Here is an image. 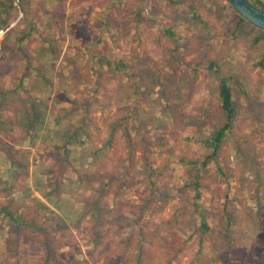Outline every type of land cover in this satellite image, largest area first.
<instances>
[{"label": "rangeland", "instance_id": "obj_1", "mask_svg": "<svg viewBox=\"0 0 264 264\" xmlns=\"http://www.w3.org/2000/svg\"><path fill=\"white\" fill-rule=\"evenodd\" d=\"M239 15L0 0V28L21 19L0 35V264H264V29ZM221 77L236 113L208 160Z\"/></svg>", "mask_w": 264, "mask_h": 264}, {"label": "trees", "instance_id": "obj_2", "mask_svg": "<svg viewBox=\"0 0 264 264\" xmlns=\"http://www.w3.org/2000/svg\"><path fill=\"white\" fill-rule=\"evenodd\" d=\"M253 6H255V5H253ZM260 8L262 10H264V7L261 6ZM244 20H246V19L244 17H242L241 15H239V19L236 23V27H238L240 25V22H242ZM25 37H26V35L24 33H22L17 37L16 40L21 41ZM261 38H264V30H263L261 36H257L255 38V41H258ZM263 56H264V51H263ZM218 94H219L220 107H221V110L225 116V122L222 125H220L219 127H217L216 129H214L211 132L210 136L205 140L206 145L211 150L210 154L207 156L208 160L213 158L216 155L221 141L226 137L227 133L229 132V130L232 127L234 117H235V113H236V110H235V107L233 104V100H232V91H231V88L229 87V85L227 83V80L224 77L220 78ZM64 157H67L66 153H65ZM208 160H203V164L206 165ZM109 183H110V177L106 180L105 184L108 185ZM53 185L55 186L54 183H53ZM199 185H200L199 182L195 183V189L196 190H195L193 205L195 206V212L198 213L199 215H202V209L199 207V204L197 202L200 195H201L197 189L199 187ZM202 225L206 226L204 221H202Z\"/></svg>", "mask_w": 264, "mask_h": 264}, {"label": "water", "instance_id": "obj_3", "mask_svg": "<svg viewBox=\"0 0 264 264\" xmlns=\"http://www.w3.org/2000/svg\"><path fill=\"white\" fill-rule=\"evenodd\" d=\"M228 2L242 17L264 29V10L253 6L248 0H228Z\"/></svg>", "mask_w": 264, "mask_h": 264}, {"label": "built area", "instance_id": "obj_4", "mask_svg": "<svg viewBox=\"0 0 264 264\" xmlns=\"http://www.w3.org/2000/svg\"><path fill=\"white\" fill-rule=\"evenodd\" d=\"M13 2H14V5L18 6L20 3V0H13ZM17 21H18V18L16 20L9 22L8 24L3 26L2 28H0V35H3L5 32H7L11 27L14 26V24L17 23Z\"/></svg>", "mask_w": 264, "mask_h": 264}, {"label": "crops", "instance_id": "obj_5", "mask_svg": "<svg viewBox=\"0 0 264 264\" xmlns=\"http://www.w3.org/2000/svg\"><path fill=\"white\" fill-rule=\"evenodd\" d=\"M20 20H21V19H20ZM20 20L18 19L17 23L14 24V26H18V25L20 24ZM11 21H12V20H11ZM11 21H9V22H11ZM9 22H8V23H9ZM8 23H7V24H8ZM5 25H6V24H5ZM5 25H4V26H5ZM14 26H13V27H14ZM19 27L21 28V27H23V25H20ZM11 28H12V27H11ZM11 28H10V29H11ZM10 29H9V30H10ZM23 40H24V39H23ZM23 40H22V42H23Z\"/></svg>", "mask_w": 264, "mask_h": 264}]
</instances>
